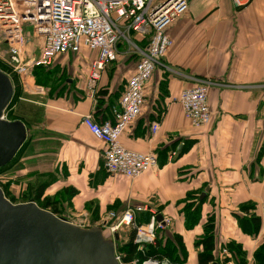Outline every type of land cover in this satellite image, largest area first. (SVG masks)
Returning a JSON list of instances; mask_svg holds the SVG:
<instances>
[{
  "label": "crops",
  "instance_id": "1",
  "mask_svg": "<svg viewBox=\"0 0 264 264\" xmlns=\"http://www.w3.org/2000/svg\"><path fill=\"white\" fill-rule=\"evenodd\" d=\"M169 35L172 47L163 60L169 69L154 72L142 116L121 138L127 149L158 157V168L137 180L109 175L103 144L82 125L83 116L100 122L118 105L138 61L128 46L121 45L118 60L101 72L95 96L88 82L98 52L86 47L57 57L31 77L14 76L18 106L37 109L29 116L32 137L25 153L31 154L21 161L55 182L34 201L85 229L104 227L110 212L148 205L172 220L170 236L183 238L184 264L198 263L201 248L195 243L213 216L216 253L232 244L246 254L244 264H256L255 253L264 244V0H244L240 7L232 0H190ZM27 51L38 54L31 42ZM40 73L53 77V86L37 85ZM189 78L212 83V117L204 127L186 118L179 101L182 91L197 85ZM153 124L159 125L155 135ZM187 205L199 208L192 229L186 225ZM252 215L262 221L256 236L241 227V219ZM229 259L239 263L234 255Z\"/></svg>",
  "mask_w": 264,
  "mask_h": 264
},
{
  "label": "built area",
  "instance_id": "2",
  "mask_svg": "<svg viewBox=\"0 0 264 264\" xmlns=\"http://www.w3.org/2000/svg\"><path fill=\"white\" fill-rule=\"evenodd\" d=\"M190 0H0V68L10 74L31 77L34 71L52 66L57 57L79 54L83 47L98 52L91 62L89 88L95 96L101 72L116 62L120 46L127 45L138 57L134 75L128 80L118 105L110 116L96 121L91 115L82 117V125L104 146L103 168L111 176L137 180L158 168L153 152H137L121 143L122 136L142 116L147 97L146 89L157 68L169 69L163 62L172 47L170 28L189 10ZM243 6L244 0H232ZM140 38L141 46L133 39ZM31 42L38 54L29 56ZM197 85L180 94V104L186 118L196 127L211 121L208 80L189 78ZM159 130L152 125V134ZM147 212V224L137 225L136 216ZM157 213L148 205L130 206L121 214H107L104 228L114 236L124 227L136 230L138 249L155 244L158 233L166 231L172 220L158 221ZM229 252L223 249L221 264H233ZM122 263V255L116 253ZM138 260L130 264H139ZM142 264H172L164 259L147 260Z\"/></svg>",
  "mask_w": 264,
  "mask_h": 264
},
{
  "label": "water",
  "instance_id": "3",
  "mask_svg": "<svg viewBox=\"0 0 264 264\" xmlns=\"http://www.w3.org/2000/svg\"><path fill=\"white\" fill-rule=\"evenodd\" d=\"M13 96L11 78L0 70V169L13 161L28 136L22 121L3 119ZM119 238L115 234V242ZM115 242L104 238L102 228L79 227L34 200L14 204L0 188V264H120Z\"/></svg>",
  "mask_w": 264,
  "mask_h": 264
},
{
  "label": "trees",
  "instance_id": "4",
  "mask_svg": "<svg viewBox=\"0 0 264 264\" xmlns=\"http://www.w3.org/2000/svg\"><path fill=\"white\" fill-rule=\"evenodd\" d=\"M135 39L141 46H144L146 44L145 40H142L138 37ZM99 94L100 92H98L97 95ZM16 157L8 166H10L15 161ZM43 192L44 188L41 187V190L39 191L37 197H35V200L39 201ZM5 196L8 200H10V202L15 203L12 199H9L6 194ZM48 206L49 204L47 203L45 208H47ZM191 207L192 206L189 205L185 207L186 225L189 229H192L196 224H198L200 220L199 208L196 207L191 210ZM53 213L57 215L55 211H53ZM150 218L151 215L147 212L139 213L136 216V224H147L149 223ZM214 219L215 218L213 216L209 218L207 224L204 227L203 235L195 243V246L197 248H201V251L198 254L197 264H221L220 256L216 253L217 248ZM261 224V218L256 215H252L248 219H241V227L243 232L251 236L258 235ZM167 232L168 231L159 232L155 244L146 245L142 250H139L138 245L134 242L136 230L133 229V232L129 235V240L126 243H123L121 241L116 242V251L118 254L122 255V263L130 264L135 260H138V262H140L139 264H142L147 260H157L161 262L162 260L167 259L172 264H184L187 259V253L185 245L183 243V238L176 234L170 236ZM103 235L106 240L110 241L111 234L110 232H108V230H103ZM223 248H227V251L229 252V258L231 255H234L236 257V260L239 262L238 264H244L246 254L241 250L240 247L231 244V246H223ZM229 258L228 260H230ZM255 261L256 264H264V244L259 246V248L257 249L255 253Z\"/></svg>",
  "mask_w": 264,
  "mask_h": 264
},
{
  "label": "rangeland",
  "instance_id": "5",
  "mask_svg": "<svg viewBox=\"0 0 264 264\" xmlns=\"http://www.w3.org/2000/svg\"><path fill=\"white\" fill-rule=\"evenodd\" d=\"M133 40L135 41L136 39ZM38 75L39 77H37L36 80L37 85H41L42 87H48L51 85L53 86V77L49 78L44 73H40ZM13 81L15 87L14 96L11 104L5 112V119L7 121H23L29 129L25 146H23L22 150H20V153L17 155L15 161L10 166L5 167L4 169H0V187L3 189L7 197L15 202L14 204H23L34 200L41 190V187L44 188L45 192H50L53 189L52 186L55 185V182L53 180H50L49 177H42L41 175H39L33 165L26 163V166L25 163L21 161V159H23L25 155L31 154L30 150L28 151V153H25V147L27 146L26 144H28V141L31 140L32 137V134L30 132L31 126L29 122V116L37 115V113L35 112L37 109H35V111L30 109L29 106L34 105H31L29 103H23L25 104V107L23 108H21L22 105L18 106V94L20 93V89L18 87V83H16L15 78H13ZM28 97H31L29 101H33L35 96ZM47 200H49V204H51V200ZM64 206L67 207V203ZM132 232V227H124L118 231V234L121 238H128L130 233Z\"/></svg>",
  "mask_w": 264,
  "mask_h": 264
}]
</instances>
